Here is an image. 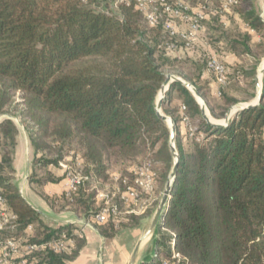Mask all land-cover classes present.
<instances>
[{"label": "trees", "instance_id": "obj_1", "mask_svg": "<svg viewBox=\"0 0 264 264\" xmlns=\"http://www.w3.org/2000/svg\"><path fill=\"white\" fill-rule=\"evenodd\" d=\"M213 1L168 4L180 3L188 14L192 7H200L203 14L210 9L218 13L210 24L213 42L225 40L240 63L231 71L222 64L226 84L216 83L217 97L200 80L208 59L197 63L169 57L183 42L164 30L163 20L150 26L133 1L0 0V196L15 217L17 228L11 235L22 237L27 225H33V241L72 231L68 225L46 227L16 186L19 130L14 118L21 121L32 155L30 183H57L61 177L50 169L80 159L84 181L75 193H41L53 209L90 217L105 205L97 189L109 186L112 192L106 196L116 214L103 224L93 223L108 240L151 216V210L140 216L124 214L135 206L121 199L135 187L132 166L152 161L155 194L161 195L171 179L176 160L170 128L155 110L168 74L198 91L214 121L256 98L264 22L254 0H235L226 7L227 0ZM229 8L263 40L252 45L249 35L226 33L220 13ZM161 114L174 123L178 168L154 230L155 256L148 264L170 262L173 246L189 264H264V74L259 104L237 111L224 126L210 124L180 82L170 84ZM83 243L78 240L74 250L49 253L45 259L67 264Z\"/></svg>", "mask_w": 264, "mask_h": 264}, {"label": "crops", "instance_id": "obj_2", "mask_svg": "<svg viewBox=\"0 0 264 264\" xmlns=\"http://www.w3.org/2000/svg\"><path fill=\"white\" fill-rule=\"evenodd\" d=\"M225 0H214L216 3H224ZM256 7L259 11L260 18L264 22V0H254ZM211 7V6H210ZM190 14H196L201 12L200 7L190 8ZM218 14L215 10L210 9V12L204 14V21L202 22L199 30L195 33L192 40V46L187 49L184 46H179L175 49H171L168 52L169 57L178 58V59H190L191 61L202 63L205 59L213 57L217 59L221 64H223L227 71H231V68L240 63L238 57L228 50L225 40H221L218 43L213 42L215 37L214 32L210 28L212 25V18ZM221 24L222 29L226 33H231L234 35H249L251 38V44L254 45L261 40L263 36L260 33H257L253 29H250L245 25L240 15L235 13L233 10L225 9L224 12H221ZM175 29L178 33H185L189 30L190 21L188 19H174L173 21ZM264 33V31H263ZM179 40V38H178ZM180 41V40H179ZM264 65V59L260 62L258 71ZM258 77V72H257ZM200 80L207 84L210 88L212 97H217L218 90L217 85L214 80V77L211 72L207 69H204L200 75ZM19 130V128H18ZM25 141V151L24 156L21 153V139ZM18 146L16 149L15 155V179L20 175V170L23 166H26V172L22 176V184H28L33 193L39 196L42 202L45 204V207L52 217H49L48 214H43L40 212L34 205L27 202L31 205L37 212L40 213V219L42 223L49 229H57L61 226L66 225V222H74L78 219L71 211H57L53 209L41 196V193H44L48 196H58L65 191V179H64V168L59 169L53 168L56 176L61 177V180L57 183H47L42 187H38L28 181V176L31 174L30 164L32 161V155L29 148V143L26 138L25 132L23 130L18 132ZM53 172V171H52ZM54 173V172H53ZM21 193V192H20ZM24 198V197H23ZM25 199V198H24ZM127 215H136L140 216L142 213L137 212L134 208H127L124 212ZM56 216V217H55ZM57 218V219H56ZM152 217H150L144 223H141L134 227H128L121 229L117 232L113 238L104 240L97 233L95 228L90 227L86 228L83 231L82 238H73V242L69 248V251H72L76 248V243L78 240H83V246L78 251L77 256L67 264H129L132 254L135 248L139 245L136 262L138 264V255L143 249V247L152 239H154V231L144 240L142 237L147 231L148 224ZM77 227L72 231H76ZM33 235L36 236V233L33 231Z\"/></svg>", "mask_w": 264, "mask_h": 264}, {"label": "built area", "instance_id": "obj_3", "mask_svg": "<svg viewBox=\"0 0 264 264\" xmlns=\"http://www.w3.org/2000/svg\"><path fill=\"white\" fill-rule=\"evenodd\" d=\"M132 1L143 12L150 26H156L163 20L162 24L166 32L172 37L179 38L185 48L189 49L192 46L194 35L200 28L198 22L205 18L202 12L193 15L188 14L187 7L184 8L180 3L173 7L168 4V0H116L117 3ZM233 3H236V1L227 0L225 7ZM174 19H188L190 21L189 30L185 33H178L173 23ZM206 67L214 75L218 85L224 86L226 84L225 68L217 59L210 57ZM140 176H144V173H140ZM64 179L67 196L75 193L84 181V177L71 168H64ZM135 184L140 187L143 186L142 179L138 178ZM97 198L105 200V205L99 212L74 222H66L68 227L71 226L73 229L77 227L76 231L62 230L49 239L33 241L31 239L34 236L33 225L26 226L22 237L11 235L17 228L14 222L15 217L8 209L5 199L0 196V264H48L45 259L47 254H61L69 251L73 238H82L84 229L93 227V223L103 224L110 214H116V207L110 204L106 195L97 191ZM121 199L125 203L135 204L139 200V194L135 189L128 188ZM171 252V261L165 264H189L175 251L174 246L171 248Z\"/></svg>", "mask_w": 264, "mask_h": 264}, {"label": "rangeland", "instance_id": "obj_4", "mask_svg": "<svg viewBox=\"0 0 264 264\" xmlns=\"http://www.w3.org/2000/svg\"><path fill=\"white\" fill-rule=\"evenodd\" d=\"M168 75H170V74H168ZM16 97H19V96H16ZM165 97H166V95H165ZM19 100H20L19 98L16 99V101H19ZM241 104H244V103H241ZM2 118L3 117L0 116V120ZM13 121L16 123V125L19 128V130L23 132V126L21 124L20 119L18 117H16V118L13 119ZM185 132H186L185 127L182 126L181 127V133L184 135ZM24 142L25 141L22 138L21 139V153H22V156H24V151H25V143ZM174 158H175V156H174ZM175 160H176V158H175ZM74 161L76 162V166H74L75 162L73 164V162L70 161V162H67V163H62L60 168L64 167L65 169L66 168H71V169H76V170L78 169L79 171L78 170L77 171L80 174V172H81L80 171V167H78L80 165V163H81L80 159L78 157H76V158H74ZM25 167L26 166H23L21 168L20 175H18L17 179H15L16 186L18 187L19 191L21 192V195L25 198V200L27 202H29L30 204L34 205L43 214H46V215L48 214L49 217H52L53 215L50 214L49 211L46 209L47 207L42 202V200L39 198V196L32 192V190L30 189L28 184H25V185L22 184L23 182H22L21 178H22V176H24V174L26 172V168ZM153 167H154V164L152 163V161L149 160V159H146V160L142 161L140 164L132 166V168L130 169L131 171H133L135 173L134 174V177H135L134 186L135 187H133V189H135L138 192V194H139V200H138L137 203H135V206H133L132 208H134L137 212L138 211L142 212V214L145 213L148 210H151V216L150 217H152L154 215V213L156 212L157 207L159 206V204L161 203V201H162V199L164 197V192L161 193V195H158V194H155V191L153 190V178H154V174L152 172V168ZM52 171L54 172V174L56 173L54 170H52ZM140 173H144V176H140ZM138 178L142 179L143 186H141V187L135 184V181ZM149 181H150V183H149ZM97 190L100 193H102L103 195H107V196H109V193L112 192L108 185H106L105 189H97ZM155 203H157V206H155ZM67 211H69V210H67ZM155 249H156V243L152 239L143 247V249L139 253V255H138V264L151 263L153 258H154V256H155Z\"/></svg>", "mask_w": 264, "mask_h": 264}, {"label": "water", "instance_id": "obj_5", "mask_svg": "<svg viewBox=\"0 0 264 264\" xmlns=\"http://www.w3.org/2000/svg\"><path fill=\"white\" fill-rule=\"evenodd\" d=\"M264 74V65H262V67L260 68V70L258 71V77H257V96H256V99L250 103H244V104H238L234 107H232L224 120L222 121H214L212 120L211 118L208 117L207 115V111H206V107L203 103V100L200 96V94L198 93V91L192 87L190 84L188 83H185L183 80H181L180 78L174 76V75H167L166 76V79L164 81V83L162 84V87L158 93V96H157V101H156V107H155V110H156V113L158 115V117L166 122L169 127H170V148H171V152L174 154L175 158H176V161H175V164L173 166V170L171 172V175H170V180L168 181L167 183V186H166V189L164 191V197L161 201V203L159 204V206L157 207L156 209V212L154 213V215L152 216L149 224H148V227H147V231L145 233V235L142 237V240L146 239L154 230L155 228L157 227L158 223L161 222L162 220V212L164 210V207L166 205V201L167 199L169 198V194H170V190H171V186H172V179L174 178V175H175V172L178 168V158H177V155H176V152H175V148H174V123L167 117H165L164 115L161 114V103L162 101L164 100L165 98V95H166V92L170 86L171 83L173 82H180L182 84H184L190 92H192L193 96L197 99V101L199 102L200 106H201V110H202V114H203V117L210 123L212 124L213 126H217V127H220V126H224L228 123L229 119L231 118V116L233 114H235L237 111L239 110H242V109H248V108H253L255 106H257L260 102V99H261V77L263 76ZM138 249H139V245L135 248L133 254H132V257L130 259V262L129 264H135L136 262V257H137V253H138Z\"/></svg>", "mask_w": 264, "mask_h": 264}]
</instances>
